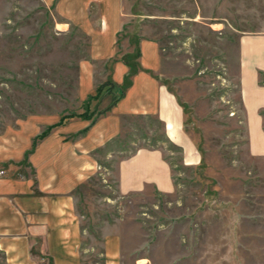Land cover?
Here are the masks:
<instances>
[{"label": "rangeland", "instance_id": "obj_1", "mask_svg": "<svg viewBox=\"0 0 264 264\" xmlns=\"http://www.w3.org/2000/svg\"><path fill=\"white\" fill-rule=\"evenodd\" d=\"M60 23L41 0H0V132L30 115L93 124L110 113L116 97L107 92L116 89L79 98L90 39ZM263 33L264 0H124L121 52L135 63L140 39L161 42V75L175 76L164 80L180 96L201 160L188 167L156 119L126 117L122 136L98 155V175L76 193L86 242L123 235L124 264H264V156L250 153L238 79L239 38ZM94 71L106 84L113 63ZM143 148L162 151L174 193L120 196L118 164Z\"/></svg>", "mask_w": 264, "mask_h": 264}, {"label": "crops", "instance_id": "obj_2", "mask_svg": "<svg viewBox=\"0 0 264 264\" xmlns=\"http://www.w3.org/2000/svg\"><path fill=\"white\" fill-rule=\"evenodd\" d=\"M61 19L90 39V61L80 65L79 98L94 96L105 80L95 65L116 59L124 28V0H41ZM141 67L132 86L110 113L95 123L59 115H30L0 132V264H124V237L104 235L86 242L77 211L76 193L99 173L98 155L122 136L126 117L156 119L172 145L184 152L186 165L201 157L186 130L185 109L178 92L161 75L168 66L161 42L142 38L137 45ZM132 53V52H130ZM130 55V54H128ZM240 99L246 112L251 155L264 156V33L242 35L238 41ZM183 69L187 66H182ZM130 69L113 64L112 81L121 86ZM48 136L34 141L49 127ZM87 131V132H86ZM86 132L84 135H81ZM198 151V152H197ZM120 196L176 190L172 166L160 149L143 148L118 164Z\"/></svg>", "mask_w": 264, "mask_h": 264}, {"label": "trees", "instance_id": "obj_3", "mask_svg": "<svg viewBox=\"0 0 264 264\" xmlns=\"http://www.w3.org/2000/svg\"><path fill=\"white\" fill-rule=\"evenodd\" d=\"M134 52H135V54H136L135 56H136V59H137V61H136L135 63L131 61V60H132V59H131L132 54L128 55V57H124V56H121V53H120V52H118L116 59H114V60L112 61L113 64H115V63L118 62V61H123V62L129 67L130 71H129L128 75L126 76V79H125L124 83H123L121 86H118V85H116L112 80H110V81L107 82L106 84H103V85L99 86L98 89H97L96 94H95L94 96H90L89 99H88V101L91 102V101H94V100L98 99L99 97H101L102 94L104 93V90H106V88H107L108 86L110 87V89H111V88H112V89H116V90H115L116 92H117V90L120 91V93H118L119 95H118V94L111 93V92H110L111 90H108V92H107L108 94L113 95V97H114V96L116 97V98L114 99L112 105H111L110 108L108 109V112L111 111V109H112V108L118 103L119 100H121V99L124 97V95H125V93L127 92V90L132 86V79H133V77H134L139 71H141V67H140V64H139V62H138V59H139V57H140V52H139V49H138L137 46H136V49H134ZM261 76H262L263 78H262V80L260 81V84L264 85V75H263V73L261 74ZM115 91H114V92H115ZM87 109H88V106H87ZM261 114H262V116H264V110H262ZM70 117H74V116H69V117H64V118H62L61 121H60V123L58 124V126H59V125H62L63 122H64L66 119L70 118ZM79 117L83 118V117H86V116L81 115V116H79ZM54 127H55V126H51V127H49V128H48L47 130H45L40 136H38V138L35 139V141H34V146H33V147H35V146L37 145V143H38L40 140H42V139H44L46 136H48V134L50 133V131H51ZM109 145H111V143L108 144V147H109Z\"/></svg>", "mask_w": 264, "mask_h": 264}, {"label": "built area", "instance_id": "obj_4", "mask_svg": "<svg viewBox=\"0 0 264 264\" xmlns=\"http://www.w3.org/2000/svg\"><path fill=\"white\" fill-rule=\"evenodd\" d=\"M4 174V172L2 171V172H0V175H3Z\"/></svg>", "mask_w": 264, "mask_h": 264}]
</instances>
